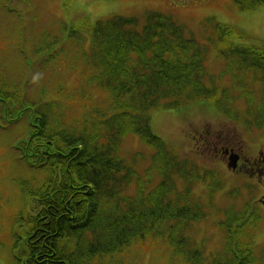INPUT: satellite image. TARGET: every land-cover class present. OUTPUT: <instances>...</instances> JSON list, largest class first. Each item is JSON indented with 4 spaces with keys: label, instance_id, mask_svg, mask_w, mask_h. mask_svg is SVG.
I'll list each match as a JSON object with an SVG mask.
<instances>
[{
    "label": "trees",
    "instance_id": "1",
    "mask_svg": "<svg viewBox=\"0 0 264 264\" xmlns=\"http://www.w3.org/2000/svg\"><path fill=\"white\" fill-rule=\"evenodd\" d=\"M234 2L242 11L264 7V0ZM10 7L2 3L1 11L8 13ZM213 24L217 35L206 44L216 48L223 44L226 51H219L227 67L247 76L238 84L248 92L238 96L247 101L239 117L248 127L256 121L261 125L264 46L235 43L231 38L246 36L233 26L207 22ZM189 33L172 15L157 12L143 18L112 16L82 28L64 23L62 36L56 40L57 45L62 40L60 47L52 50L47 61L54 71L63 70L54 92L46 97V90L40 88L35 99L27 101L28 95L20 88L15 92L0 86V124L18 127L25 123L16 145L17 157L42 179L29 191L30 201L10 219L11 250L0 253L5 264H123L137 251L133 249H143L148 241H163L189 264L200 263L187 256L198 254L186 251L185 232L203 215L202 206L189 205L185 198L190 188L179 183L203 180L202 167L173 156L154 135L149 119V111L157 106L174 108L185 101L217 96L206 85L207 46ZM85 42L89 49L83 47ZM80 47L82 69L75 55ZM64 55L66 62L61 59ZM46 66L44 62V71ZM69 80H73L70 88ZM87 80L97 88L87 90ZM255 81L263 84L258 94L251 85ZM104 93L109 98L106 110L92 108L91 112L98 94ZM223 98L228 105L237 99L230 92ZM88 100L90 107L84 104ZM226 111L238 117L233 106ZM130 135H138L157 149L142 175L138 159L121 152ZM146 176L154 186H145ZM132 185L136 186L134 195L128 192ZM184 199L187 203L182 205ZM228 212V237L213 264H256L248 251L255 250L253 242L238 236L253 227L251 215H246V207L243 212ZM179 226L183 230L175 233Z\"/></svg>",
    "mask_w": 264,
    "mask_h": 264
},
{
    "label": "rangeland",
    "instance_id": "2",
    "mask_svg": "<svg viewBox=\"0 0 264 264\" xmlns=\"http://www.w3.org/2000/svg\"><path fill=\"white\" fill-rule=\"evenodd\" d=\"M10 3L12 13L1 11L2 3ZM28 0H0V86L9 89V87L21 88L25 90L27 101H33L35 94H38L39 89L46 90V97L59 86V77L63 74V70L58 68L54 71L52 67L47 66L37 68V62L32 61L38 56H49L60 47L62 40L57 45V39L60 35L62 24L65 23L71 26H87L93 25L95 21L106 19L114 15L120 16H136L143 17L147 11L162 12L173 15L180 24L185 25L190 33L201 42L207 43L209 37L217 35L215 25H207L208 21L213 23H223L235 27L248 38L234 37L233 42L239 44H255L264 46V7L253 11H241L235 4L234 0H31L32 6L27 5ZM20 9V11H18ZM21 12V13H20ZM22 12L25 15V25L23 31ZM21 31V34L20 32ZM86 34V31H81ZM23 40L22 42L20 40ZM44 39V40H43ZM19 40V43H18ZM46 41V42H41ZM83 42H78L81 46ZM210 50L206 67L214 78L215 85L218 89V94L225 87H229L230 76L226 73L220 77L223 66L222 53L216 50L212 43H208ZM223 44L221 49L223 52ZM39 47V48H38ZM88 47V43H87ZM72 47L66 46L67 50ZM86 49V45H85ZM27 52L31 67L27 68L24 62L26 58L23 52ZM84 50V49H83ZM72 51L69 56L71 57ZM74 53V52H73ZM75 55L79 61V69L84 68V55L81 52V47L75 51ZM56 58V57H55ZM62 61L66 62L67 57H61ZM43 61V59H42ZM41 60L39 62H42ZM60 61L56 58V62ZM235 70V69H234ZM54 71L55 78L51 74ZM45 72V73H44ZM236 72V70H235ZM241 74V73H240ZM217 75H219L217 77ZM238 75V74H237ZM49 76V80H46ZM69 88L73 86V80H69ZM241 80L238 75L236 85L240 84ZM242 84V83H241ZM97 88L91 80L86 81V89ZM240 89V88H239ZM75 92V91H74ZM69 93V94H68ZM77 93V92H75ZM66 92L69 96L78 99L79 95ZM239 94L248 95L246 90H239ZM24 94V93H23ZM233 97L236 94L231 93ZM43 95L39 94V97ZM96 97V95H95ZM109 98L105 93L98 94L95 102L90 107L91 100L85 101L87 107L106 110ZM79 103H81L79 101ZM200 105L193 104L190 106H179V108L169 109L164 106H159L149 112L151 119V127L153 132L161 137L166 145L177 153H181L186 157H198V160L207 168L221 171L219 175L223 180L222 190L214 191L218 187L219 180L215 181L219 176L217 172L210 178L215 181L211 182L209 187L204 189L206 183L193 185L190 188L189 195L199 203H207V216L202 220L201 224L196 223L194 228L186 231V236L190 238L188 250H196V256L187 255L193 259L194 263L213 264L215 258L219 257L224 240L228 237L229 230L221 225V221L226 219L230 199L226 200V190L238 188L242 200L237 202L238 208L244 201H251L252 207L261 216L259 227L255 234L247 231L239 233V237L253 238L254 244L258 247L257 250H248L253 254L256 264H264V203H257L258 196L264 199L263 183L259 182V178L252 177L251 181L258 183V188L251 187L250 180L239 182L240 177L236 174L229 175L225 161L221 156L217 155L223 148L231 144L235 145L238 136L233 135L228 139L226 137L230 131L238 128L244 131L240 126L234 125V122H228L227 118L223 117L215 111L209 110L210 106H201L203 101H198ZM19 104V103H18ZM17 104V105H18ZM210 104V102L206 103ZM18 107V106H17ZM212 107V106H211ZM244 104L239 103V109H244ZM107 110H110L108 107ZM90 112V114H91ZM23 122L18 127H11L8 132L1 133L0 130V253L2 250H9L13 243V238L9 231L8 219L11 217V208L17 207L18 210L25 207L30 201L29 191L39 184L42 179H37L34 171L27 168L25 164L17 162L16 152L8 150L9 143L16 141L26 128ZM204 131H210L214 140L211 142L210 136ZM201 133V134H200ZM242 137L243 134L238 132ZM8 134V136L6 135ZM203 135V137H202ZM240 136V139L242 140ZM10 137L11 139H9ZM215 137V139H214ZM127 139L122 145V152L126 155H131L134 152H145L148 146L141 140L139 144L132 139ZM209 139V141H207ZM195 142V145H194ZM206 143H209L206 145ZM205 147H209L208 149ZM217 151V153H216ZM145 158H150L151 154L145 152ZM18 158V157H17ZM150 165L145 161L141 165V171L144 174L145 168ZM229 178V179H228ZM146 187H149L150 176H146ZM264 179V175L260 177ZM221 186L218 188L220 189ZM136 186L130 187L129 193L134 194ZM214 191V192H213ZM213 192V193H212ZM217 193V194H216ZM216 194V203L212 197ZM193 199V201H194ZM233 200V197H231ZM192 201V202H193ZM246 203V202H245ZM218 206H217V205ZM222 204V206H220ZM239 210V209H238ZM237 210V211H238ZM178 230V229H177ZM179 231V230H178ZM252 240V239H251ZM135 253H131L123 264H189L184 259V255L174 253L169 250L163 241L153 244L148 241L142 248L134 249ZM114 260V259H113ZM3 258L0 256V264H3Z\"/></svg>",
    "mask_w": 264,
    "mask_h": 264
},
{
    "label": "flooded vegetation",
    "instance_id": "3",
    "mask_svg": "<svg viewBox=\"0 0 264 264\" xmlns=\"http://www.w3.org/2000/svg\"><path fill=\"white\" fill-rule=\"evenodd\" d=\"M204 133H206L210 137L213 135L210 131H204ZM229 135H231V132L226 137H223L221 135H219V137L229 140ZM210 140L211 142L214 141L212 137L210 138ZM207 141H209V139H207ZM234 143L235 145L231 144L227 147H223L217 154L221 156L225 161V167L229 168V166H231V160L234 159L235 161H237L235 166L236 169H230L229 171L254 175L257 178L262 177V175H264V137L260 136L252 141V143H243V141H235ZM208 144L209 143H206V145ZM205 148L208 149L209 147ZM262 196H264V194ZM260 201L264 203V199L259 198V202Z\"/></svg>",
    "mask_w": 264,
    "mask_h": 264
}]
</instances>
